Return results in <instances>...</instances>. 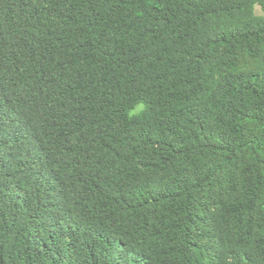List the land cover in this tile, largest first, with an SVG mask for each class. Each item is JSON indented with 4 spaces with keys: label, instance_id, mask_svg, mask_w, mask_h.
Masks as SVG:
<instances>
[{
    "label": "trees",
    "instance_id": "1",
    "mask_svg": "<svg viewBox=\"0 0 264 264\" xmlns=\"http://www.w3.org/2000/svg\"><path fill=\"white\" fill-rule=\"evenodd\" d=\"M0 264H264V0H0Z\"/></svg>",
    "mask_w": 264,
    "mask_h": 264
},
{
    "label": "rangeland",
    "instance_id": "2",
    "mask_svg": "<svg viewBox=\"0 0 264 264\" xmlns=\"http://www.w3.org/2000/svg\"><path fill=\"white\" fill-rule=\"evenodd\" d=\"M255 13L260 14L259 8L255 7Z\"/></svg>",
    "mask_w": 264,
    "mask_h": 264
}]
</instances>
